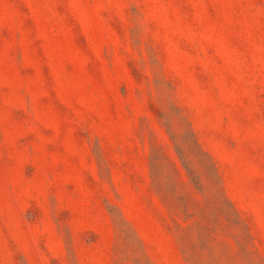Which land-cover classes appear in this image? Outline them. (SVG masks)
Instances as JSON below:
<instances>
[{
    "label": "rangeland",
    "instance_id": "1",
    "mask_svg": "<svg viewBox=\"0 0 264 264\" xmlns=\"http://www.w3.org/2000/svg\"><path fill=\"white\" fill-rule=\"evenodd\" d=\"M0 264H264V0H0Z\"/></svg>",
    "mask_w": 264,
    "mask_h": 264
}]
</instances>
